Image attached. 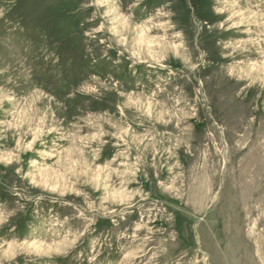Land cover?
Segmentation results:
<instances>
[{"label":"rangeland","instance_id":"obj_1","mask_svg":"<svg viewBox=\"0 0 264 264\" xmlns=\"http://www.w3.org/2000/svg\"><path fill=\"white\" fill-rule=\"evenodd\" d=\"M0 264H264V0H0Z\"/></svg>","mask_w":264,"mask_h":264},{"label":"bare ground","instance_id":"obj_2","mask_svg":"<svg viewBox=\"0 0 264 264\" xmlns=\"http://www.w3.org/2000/svg\"><path fill=\"white\" fill-rule=\"evenodd\" d=\"M236 102V101H235ZM217 104V103H216ZM214 108V107H213ZM227 114V113H226ZM254 149V148H253ZM245 163V162H244ZM200 184V183H199ZM215 201V200H214Z\"/></svg>","mask_w":264,"mask_h":264}]
</instances>
